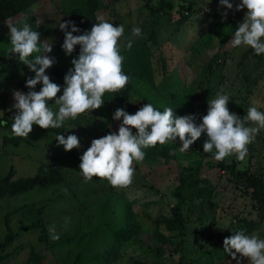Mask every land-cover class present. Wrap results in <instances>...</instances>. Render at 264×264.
I'll return each instance as SVG.
<instances>
[{"label":"rangeland","instance_id":"obj_1","mask_svg":"<svg viewBox=\"0 0 264 264\" xmlns=\"http://www.w3.org/2000/svg\"><path fill=\"white\" fill-rule=\"evenodd\" d=\"M27 1L24 12L0 19V57H7L10 47L6 22L19 26L26 19L40 33V41L52 45L47 55L55 59L53 66L67 72L73 67L71 60L78 56L79 45L71 55L65 54L59 23L73 17L84 24L85 31L103 16L114 26L124 27L119 41L123 72L137 81L132 105L151 103L163 111L174 96L184 103L177 116L195 115L199 123L207 113L208 101L222 91L229 95L228 108L237 116L242 118L253 106L264 112V54L255 55L251 48H232L228 43L246 12L236 10L239 0H229L232 9H226L220 0H165L171 1L172 9L163 11L160 0H95V6L92 0ZM180 6L191 13L182 25L177 23ZM225 11L228 15L223 19ZM135 27L142 30L138 37L132 34ZM152 29L158 38L155 46L149 37ZM129 39L132 47L127 50L123 46ZM22 81L20 69L0 67V120L7 121L0 125V177L11 173L16 180L32 177L38 170L49 173L57 169L61 180L0 198V243L9 233L14 235L8 246L0 248V264H96L94 255L124 224L126 202L139 231L117 264H237L223 252V240L234 233L240 221L257 218L249 189L220 171L210 158L189 151L170 159L145 153L142 162H134L133 183L127 188H113L96 177L86 183L79 174V157L93 139L118 131L122 118L116 121L112 116L119 105L104 101L99 109L68 119L57 128L65 138L70 134L79 138L80 147L71 150L73 158L57 146L54 132L33 127L27 138L12 137L15 109H8L15 103L13 93L23 92ZM62 94L63 88L56 98ZM49 107L58 111L54 100L49 101ZM246 126L256 125L249 122ZM11 137L18 139V144L4 143V138ZM206 139L202 133L195 142L203 145ZM225 160L239 172L264 179V129L248 145L244 161L235 155ZM181 182L187 184L183 191ZM194 182H202L203 188L191 185ZM180 191L184 197L198 192L201 202L195 207L189 201L179 205ZM34 221L40 225L30 228ZM51 225H55L58 240L50 237ZM249 235L264 239V222ZM241 264L250 262L245 259Z\"/></svg>","mask_w":264,"mask_h":264},{"label":"clouds","instance_id":"obj_2","mask_svg":"<svg viewBox=\"0 0 264 264\" xmlns=\"http://www.w3.org/2000/svg\"><path fill=\"white\" fill-rule=\"evenodd\" d=\"M226 9H232L229 0H220ZM236 10L246 9L243 21L228 41L232 48H251L255 55L264 54V0H239ZM222 18H227V11ZM96 23L90 30L80 32L75 22L59 23V29L64 33L61 45L66 55H71L79 45L78 56L71 60L73 65L64 76L63 94L60 85L51 81L46 70L55 64V59L47 55L52 51V45L40 41V33L33 30L25 21L6 22L9 29L10 47L5 55L15 58L26 66L34 77L26 78L27 93L15 91L11 111L15 109L11 125L12 137L27 138L33 130V125L41 129L60 128L68 119L99 109L103 106L105 93H116L123 90L129 76L123 72L124 56L121 54L120 38L124 34L123 25L114 26L103 16L96 18ZM40 21L37 20V27ZM70 28V31L67 29ZM141 28L132 30L133 36L141 35ZM130 50L132 40L123 46ZM35 54V55H34ZM37 84L41 87L35 91ZM58 106V111L49 107V101ZM229 95L222 91L216 98L208 101L206 115L196 123L195 115H175L173 108L165 107L157 110L151 103H145L134 114H129L123 108H117L113 120L122 122L118 131L93 139L90 146L79 157V174L84 182L93 177L106 180L117 189L127 188L133 183L135 175L134 162H142L145 152L142 149L177 143L179 151H188L193 143L206 134L203 152L213 153L212 159L221 162L226 157L235 155L238 161H244L248 154V145L253 143L255 136L264 129V112L257 107H249L242 118L230 112L228 108ZM254 123L255 127L246 126ZM7 121L0 120V125ZM135 129V133H133ZM57 146L64 151L80 147L79 138L70 134L57 135ZM65 191H67L65 189ZM199 203V201H197ZM50 237L53 241L59 239L55 225L49 226ZM223 252L241 264L247 259L250 264H264V239L257 235H246L237 231L223 240Z\"/></svg>","mask_w":264,"mask_h":264},{"label":"trees","instance_id":"obj_3","mask_svg":"<svg viewBox=\"0 0 264 264\" xmlns=\"http://www.w3.org/2000/svg\"><path fill=\"white\" fill-rule=\"evenodd\" d=\"M109 2H117L120 0H108ZM161 8L163 11V8H167V10L172 9V3L171 1H165L160 0ZM92 5H96V1L92 0ZM29 6V2L27 0H0V19L6 20L9 18H13L16 15L21 14L26 10V8ZM191 16L189 8H186L185 6H180V18L178 20V25H182L186 23L189 20V17ZM69 21L75 22L76 27L81 29L80 32L73 33L75 34H81L85 26L84 24L79 21L78 19H75L71 17ZM70 31V28L67 29ZM64 34V33H63ZM151 39V43L153 46L157 45L158 38L157 33L152 29L150 31L149 35ZM145 45H141V49L144 50L143 53H145L144 49ZM0 67L1 68H18L22 72L23 81H22V90L23 92L27 93L29 91L28 88L25 87L26 78L28 77H34L35 74L30 72L28 68L24 65H22L17 59L15 58H8V57H0ZM46 74L49 75L52 82L60 85L61 88L64 86V76L66 74V71L61 69L58 66H52L46 71ZM129 76V82L127 86L116 93H105L103 96V100H112L114 103L119 105V108H123L125 111H127L129 114H134L140 106H134L130 103V99L132 97V92L135 88V85L137 84V81H135L130 75ZM135 82H134V81ZM40 87V84H37L35 87V91ZM172 100L167 105V107L173 108V111L175 115H181L182 109L184 106V103L179 101L174 96H171ZM10 123V121H9ZM33 127L47 131V132H54L57 135H59V131L57 128H49V129H41L36 125H33ZM4 143H13L18 144V139L16 138H4ZM180 144L177 140V143H169L160 145L157 144L155 147L142 149L145 151V153L148 154H154L156 156H160L163 158H173L176 156L177 153H180L179 151ZM189 152H196L197 154H201L205 157L212 159V155L214 154L215 150H213V153H205L203 152V145L194 142L193 145H191ZM69 155L73 158H75L71 151H67ZM215 163V167H217L220 171H224L225 173L229 174L232 179L240 183L243 187H246L249 189L252 198L256 202V210H257V218L255 220H242L240 221V224L238 228L234 231L233 234H235L237 231H243L246 235L251 234L255 230H257L260 225L264 222V179L260 178L254 174L246 173V172H239L236 170L234 164H229L225 159L221 162H217L213 160ZM61 180L60 172L57 169L51 170L49 173H45L43 170H38V172L28 178H19L16 180L12 179L11 173L6 174L4 176L0 177V198H6V197H13L25 194L27 192H30L32 190L47 187L54 183H57ZM186 182H181L182 191L185 189ZM191 185L197 186L199 190L203 188L202 182H194L191 183ZM180 191L178 197L179 199V205H182L185 201H189L193 207L198 205L201 202V196L198 192H195L191 194V196H183V192ZM183 201V202H182ZM199 201V203H197ZM178 205L177 210L179 211L180 206ZM124 224L121 226L118 230H116L113 233V238L110 243H107L106 246L99 249L97 253L94 255V261L96 264H117L120 259L123 257L124 250L129 246L135 243V234L138 233L139 227L136 224V217L132 212V209L128 202L125 203V211H124ZM40 225L39 221L32 222L30 228L38 227ZM14 235L12 233H9L3 240V242L0 243V248H4L9 245V243L13 240ZM139 264V263H137Z\"/></svg>","mask_w":264,"mask_h":264}]
</instances>
